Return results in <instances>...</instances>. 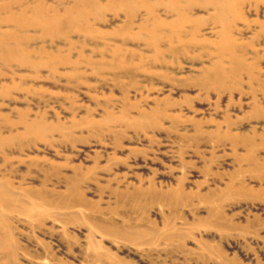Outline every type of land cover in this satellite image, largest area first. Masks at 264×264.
I'll use <instances>...</instances> for the list:
<instances>
[{"label": "rangeland", "instance_id": "1", "mask_svg": "<svg viewBox=\"0 0 264 264\" xmlns=\"http://www.w3.org/2000/svg\"><path fill=\"white\" fill-rule=\"evenodd\" d=\"M0 264H264V0H0Z\"/></svg>", "mask_w": 264, "mask_h": 264}]
</instances>
